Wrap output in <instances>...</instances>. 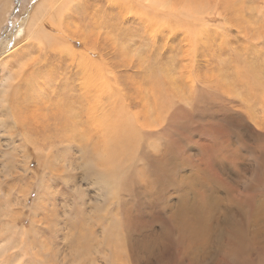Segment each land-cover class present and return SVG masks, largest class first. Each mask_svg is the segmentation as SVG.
Segmentation results:
<instances>
[{"label": "rangeland", "instance_id": "obj_1", "mask_svg": "<svg viewBox=\"0 0 264 264\" xmlns=\"http://www.w3.org/2000/svg\"><path fill=\"white\" fill-rule=\"evenodd\" d=\"M45 1L0 0L1 77L11 68H13L12 71L18 70L20 67L18 64L23 67V75L32 67L33 63L39 64L38 69L35 68V71L32 70L27 73L25 80L32 75L44 74L47 77V74L52 73L56 75L57 80L54 77L45 83L42 78H39L38 81H34L38 90L41 89V92H44L50 86L58 83L68 92L76 95L86 92L92 106L99 108L101 105V108H104V104L106 110L117 107L119 103L118 107L129 103L128 113L122 114L123 116L121 115L119 120L125 122L124 120H128V115H130L129 122L135 124L133 123L135 119L137 121L135 115L139 113V121L145 125V129L148 130L149 126H155L154 130H159L157 135L161 134L159 137L155 135L153 139L157 144L156 148L161 146V137H165L164 139H168V142L173 141L172 143L176 145L180 157L187 159L185 155L188 156L192 152L188 151L185 142L190 140L195 145H197L196 143H205L207 138L204 137V134L199 133L201 131H197L204 129L205 125L213 124L211 127L214 130L212 132L206 131L208 134L213 133L214 137L209 134V138L218 137L217 141L225 142L226 137L220 134L222 131H229L227 135L230 134V144L231 147L233 146V148H229L233 149V152L237 150L236 147L238 150L239 148L242 150L241 153V150L237 153L234 152L235 156L231 155L229 158L233 166L238 163H250L247 161L254 159V155L245 150L247 149L246 142L244 143L242 139L233 134V132L239 133L236 124L232 128L229 127L226 122L218 118V116L224 117L225 115L220 112H218V116L211 113V110L197 112L195 107L192 108L189 105L192 98L188 90L190 82H264V0H153L154 4L146 0L141 8L147 9L151 13L148 17L141 16L137 12L132 13L133 10H136L135 8H140L138 1L134 0L138 6L131 2L134 5L129 8L128 12L131 13L117 18L113 17V11H117L114 8L115 4L109 0L102 2L98 0H58L54 8L50 7L52 10L47 16L50 17L48 18L50 21L48 26L51 27L52 31V35L49 36L51 40L48 44L51 46L43 45L44 47L40 50L37 46L38 41L26 40L28 39L27 28L31 24L38 7ZM30 41L35 45L34 50L25 57L24 55L20 56L22 48ZM11 58V63L6 61ZM4 64L6 65L3 68ZM83 68L87 69L89 73V76L88 74L85 75L86 78ZM33 76L30 80H34ZM34 82H29L31 88L29 91L38 93L37 89H33L32 84ZM88 82H94V85ZM151 82H177L179 86L183 82L185 89H180V95L184 99L172 95L167 97L168 92L165 90L161 92L164 95L158 90L152 95L149 90ZM43 95L46 97L45 93ZM149 97L150 99L147 101ZM162 100L169 102V110H162L161 106L159 107ZM146 101L150 104L146 108L148 109L147 112L145 109ZM173 101L175 108L172 106ZM184 105H187L188 109L181 107ZM123 107L126 106L123 105ZM41 112L46 115L47 110ZM54 112L49 114L52 116ZM176 112L175 118L171 119L173 120L172 127L170 126L172 130H168L169 134L167 131L162 133L161 131L164 129L163 120L166 116L170 114L173 116ZM190 115L193 116L190 117ZM112 118L116 119L114 116ZM206 118L209 122H205ZM7 121L9 124L10 117L7 118ZM86 121L87 118H85V124L80 125L73 133L70 144L69 142H61L57 145V142L53 145L55 158L51 162L54 164L47 161L44 162L45 166L43 163L39 165L42 161H38L36 157L38 153L43 155V152L49 151V148L44 149V151L38 147L40 145L39 139L43 134L29 129V127H34L33 119L28 118L29 123H27L30 125H25L27 129L24 127H15V129L13 127V130L10 126L6 130L0 131V150H5L4 139L6 140L10 133L14 134L16 140V142H11L10 149L6 148L10 152V161L15 162V165L13 166L14 173H11L7 186H4L8 198L2 197V200L4 198L8 202V213L11 214L9 221L12 223L10 224L11 227L9 226L12 244L11 248L6 250L11 258L9 264H134L132 263L134 262L133 253H131L132 250L128 244H124V242L119 244L116 235H113L111 237L112 242L107 245L106 238L102 236V231H105L104 226L108 224L107 219L112 215V211H109L107 205H110L111 202L109 201L114 200V196L111 197V189L105 191L108 192V196H100L101 185L97 184L96 186V180H90L91 178L86 175V162L92 161L91 163L95 166L98 165L96 168L102 169L95 160V156L101 151L94 146L96 140L102 137V133H98L94 128L95 124L98 126L96 128H101L100 121L96 119L93 125L90 121L87 123ZM222 123L223 126H221ZM20 125L22 126V124ZM200 127L201 129H199ZM207 127L206 129L209 130ZM216 130L219 131L217 134L220 136L214 133ZM170 131L173 136L170 135ZM23 132L25 133L23 134ZM93 132L95 133L93 134ZM106 133L112 137V131L109 130ZM47 135L45 136L47 137ZM49 136V138L56 137L54 134ZM125 136L128 140L120 138L122 144L131 139L132 132H128ZM176 141L177 143H175ZM246 141L252 145L260 143L258 140H254L256 143L250 140ZM33 143L36 145L35 147L32 146ZM128 146V155H122L124 152L122 145L116 146L113 153L110 154V159L105 161L103 168L112 170L107 173L112 176L114 181L122 179L125 176L124 172H126V176H128H125L127 189L131 191L137 172L135 170L136 165L134 166L137 148L134 140ZM180 147L186 149L181 150ZM260 148L261 146L256 149L259 150ZM238 153L241 154L242 158L250 155L251 157L245 161L244 158L241 159ZM2 160L3 158L0 156V162ZM212 174L220 178L226 177L217 164L212 166ZM1 176L0 173V182H3L4 179ZM111 185L113 189V183ZM118 187L116 199L122 195L121 183ZM119 193L121 194L119 195ZM130 195L127 196L130 197ZM100 198L105 203L102 204ZM103 215L105 216L102 217ZM124 215L123 212L121 217ZM77 222H80L78 228L74 225ZM92 231L95 232L91 233ZM84 234L87 237L82 240ZM88 241L90 244L86 246ZM92 246L97 249L96 253L90 252ZM3 253V250L0 249V259ZM139 256L141 264L150 258V255L147 254V259L142 252L139 253ZM186 260L182 263L192 264ZM201 263L216 264L217 262L207 260L199 264Z\"/></svg>", "mask_w": 264, "mask_h": 264}, {"label": "bare ground", "instance_id": "obj_2", "mask_svg": "<svg viewBox=\"0 0 264 264\" xmlns=\"http://www.w3.org/2000/svg\"><path fill=\"white\" fill-rule=\"evenodd\" d=\"M98 1L102 2L103 0ZM109 1L112 4H115L114 8L117 10L113 11V17L115 18L131 13L128 12L129 8L137 5L134 0ZM137 1L140 8H138L137 5V8H135L136 10H133L132 13L137 12V14H141V16L148 17L151 13L147 9L143 10L141 8V6H144V2H146V0ZM147 1H150V3L153 2V0ZM131 2H134L135 4L132 5ZM57 3L58 0H46L44 3H41L31 24L27 28L28 39L26 40L29 41V39H33L38 41L37 46L40 50L45 45L50 43L51 39L49 36L52 35V31L51 27L48 26L50 23L48 18L50 17L47 16L50 15V11L52 10L51 8H54ZM151 5L148 6L151 7ZM45 21L48 22L46 23ZM71 42L77 43L73 41ZM23 48L25 49L23 50ZM23 48L22 54L19 55H24L25 57L34 50L35 45L30 41ZM11 60L12 58L6 61L11 63ZM5 65L6 64L3 65V68ZM11 65L13 66V64ZM18 65L20 66L18 70L12 71L11 69L13 68H11L6 71L5 74L2 72L3 75L2 77L0 76V131L3 129L6 130L7 127L10 126H12L13 130L15 127H24L27 129L26 126L30 125L28 124V118L31 120L33 119L34 127H29V129L43 134L41 139H39L40 145H38V147L43 150L49 148V151H46V153H44L43 150L41 151V153L43 152V155H39V153L38 156L35 155L37 156L36 159L38 161H42L39 165H42V163L44 164V162L47 161H53L52 159L55 158V155L53 154V149H55L53 146L54 144L57 142V145L61 142H69L70 144L73 133L80 125L85 124V118H87L86 123L90 121L92 125L93 122L95 123L96 119L100 121L101 128H96L98 127L96 124L94 128L98 131V133H102V137L96 140L94 146L101 151L97 153L95 160L100 164L102 169L96 168L98 165L95 166V164L91 163L92 161L86 162V168H84L88 178L90 177V180L95 179L96 186L97 184L101 185L100 188L102 191L100 190V196H108V192L106 193L105 191H108L109 189L112 191V193H110L112 196L110 194L109 195L111 197L114 196V200L109 201L111 203L110 205H107L109 207V211H112V215L110 217L108 216L109 218L107 217L108 224L104 226L105 234L102 231V236L106 238L107 245L112 242L111 237L116 235L119 244L124 242V244H128L130 246V250H132L131 253H133L132 256L134 258V262L132 263L134 264H141L139 261L140 252H142L145 257L147 254L150 255V258L148 259L146 257L148 260L145 261V263L147 262L148 264H185L182 263L183 261L185 262V259L189 260L192 264H199L200 262H206L207 260L216 261V264H219L218 262L221 264H264V82H190L189 84L188 93L192 98L189 105H191L192 108L195 107L197 112L211 110V113L216 115L218 112L225 114L224 117L217 116L220 120L226 122L229 127L231 126V128L234 124H236V127L239 129V133L233 132V134H235L239 139H242L244 143L246 142L245 146L247 149L245 150L254 155V159L247 161L250 163H238L236 166H233L231 164L232 162L230 163L229 158L231 155L240 151L241 148L238 150L236 147L237 150L234 151L235 153L232 151L233 149L231 150L229 148L231 147V137L230 134L227 135L229 132L228 129V132L222 131L221 133L220 131L221 134L219 133L220 135H224L226 137V141H217L218 137L209 138V134L211 133L208 134V132H212L214 130V128L211 127L213 124H210V126L205 125V127H203L202 124L201 126L204 129L198 130L197 132L201 131L199 133L201 135L204 134L207 141L203 144L195 142L197 144L195 145L194 142H190L189 137V142L185 143L188 146V151H191L192 153L185 151L188 152L189 155H185V158L187 159H184L183 157H180L176 145L172 143L173 141L168 142L169 140L164 139L165 137H161V146L156 148L157 144L153 141V139L155 138V135L159 137L161 134L157 135L159 130H154L155 126H149L148 130L145 129V125L139 121V113L135 115V118H137V121L135 119L133 122L135 124H131L129 122L130 115H128V120H124L125 122L119 120L122 114L128 113L129 103L123 104L126 107L121 105L122 108L118 107L120 103L117 107H113L112 109L106 110V106L104 104V108H101V105L98 108L97 106H92L90 104L86 92L76 95L68 92L66 88L62 87L58 83H55L50 86L49 89L41 92V89L38 90L36 88L34 81H38L39 78H42L45 83H48L47 81L56 77V75L52 73L47 74L46 77L44 74H38L37 76L32 75L34 80H30L32 76L25 80L27 73L32 70L35 71V68H37L39 64L36 65L33 63L32 67H30L31 64L30 66L28 65L30 68L24 73V75L22 72V65ZM1 66L2 65H0V67ZM83 70V73H85L84 77L86 74L89 76L88 70L85 68H83ZM31 73L33 74V72ZM29 82H34V84H32L33 89H37L38 93L35 91H29V89H31ZM90 83H93L94 85V82ZM142 84L144 85V83ZM182 88L185 89L183 82L180 86L177 82H151V88L149 90L152 95L156 90H158L159 93H161L162 90H165L168 92L167 97L170 95L173 97L180 96L183 100L184 97L180 95V89ZM44 93L46 94V97H43ZM148 99H150V97L147 98V101ZM168 99L169 98H167V100ZM147 101L145 102V109L150 106ZM164 102L166 101L162 100L159 107L161 106L162 110L167 111L169 110V102ZM172 106H174V101ZM181 107L187 108V105ZM43 110H47L46 115H43L44 113L41 112ZM147 110L148 109H146V112ZM52 111L55 112L52 113L53 115L51 116L49 113ZM22 113H24V116H22ZM176 114L177 112L173 116L170 114L168 115L169 117H165L162 123V125H164V129L161 131L162 133L163 131H167L168 133L169 129L172 130L170 126L172 127L173 120L171 119L175 118ZM112 116L116 119H113ZM192 116L190 115V117ZM198 116L200 118V115ZM8 117L11 119L9 124L7 121ZM181 122L183 123V121ZM205 122H209L208 119ZM20 124H22V126ZM158 126L161 127V125ZM207 126L209 127V130L206 129ZM221 126H223V123ZM105 128L108 130L106 131ZM215 128H217L216 125ZM199 129H201V127ZM109 130L112 131V137L106 133ZM218 130L214 133L217 136H220L217 134ZM25 132H23V134ZM128 132H132V137L125 144H122V140L120 138L128 140L127 136H125ZM28 133L30 134V132ZM94 133L95 132H93V134ZM46 134H48V138L45 136ZM51 134H54L56 137L49 138V135ZM13 135V133H10L8 138H6V140L4 139V146L6 147H3L5 150H0V156L3 158L0 162V173L2 175V179H4L3 182H0V249L4 252L2 258L0 259V264H9V259L11 260L10 255H8L6 250L11 248L12 244L9 232V226L11 227L10 224L12 223L9 221L11 214L8 213L9 207L6 200L8 198V194L5 191L6 189L4 190V186H7L8 178H10L14 173L13 166L15 165V162L10 161V152L6 150L7 147H10L11 142H16ZM170 135H172L171 131ZM212 137L214 136L212 135ZM132 140H134L135 147L137 148V153L135 155L136 163L134 164V166L136 165L135 170H137V172L133 182L134 185H132L134 187L130 191L127 189L126 185V177H128L126 176V172H124L126 177L124 176L122 179L114 181L112 176L107 173L112 170H105L103 167L105 161L110 159V154L113 153L116 146L122 145L124 151L122 155L127 154V148L129 147L128 144H130ZM246 140H250L253 143H256L254 140H258L260 143L258 145H252ZM175 143H177V141ZM32 146L35 147L36 145L33 143ZM260 146L261 148L259 150L256 149ZM231 148H233V146ZM110 149L111 151H109ZM154 149L157 150L155 151ZM180 149L185 150L186 148L180 147ZM241 152L242 150L240 153ZM239 155L241 159L244 158L243 160L245 161L248 157H251L250 154V156H243V158L241 154ZM35 156H33V158H35ZM52 164H54V162ZM215 164L221 168L226 177L220 178L212 174V166ZM112 183L115 187H113V189L111 185ZM116 183H119L118 185L121 183L122 195L119 193V199H116L115 197L117 193L116 189H119ZM100 188L98 187V190ZM126 189L127 191H125ZM129 194H131L130 197L127 196ZM97 196L99 195L97 194ZM116 196H118V193ZM2 197L6 199L3 198L2 200ZM101 201L103 204L104 201L102 199ZM111 208H113V210H110ZM106 212L108 211L106 210ZM123 212L125 215L124 217H121ZM104 216L105 215L102 217ZM92 223L94 224V222ZM79 224L80 222H77L74 225L78 228ZM94 232L95 231H92L91 233ZM86 237L87 236L84 234L82 236V240L86 239ZM72 238L73 237H71V239ZM89 244L90 242L88 241L86 246ZM125 249L127 251L126 247ZM90 252L96 253L97 249L92 246Z\"/></svg>", "mask_w": 264, "mask_h": 264}]
</instances>
